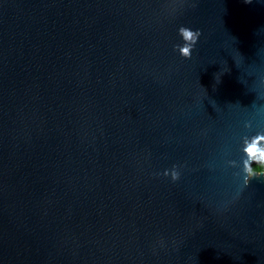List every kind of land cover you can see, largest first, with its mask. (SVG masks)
Listing matches in <instances>:
<instances>
[{"label": "water", "instance_id": "water-1", "mask_svg": "<svg viewBox=\"0 0 264 264\" xmlns=\"http://www.w3.org/2000/svg\"><path fill=\"white\" fill-rule=\"evenodd\" d=\"M257 133L264 0H0V264H264Z\"/></svg>", "mask_w": 264, "mask_h": 264}, {"label": "clouds", "instance_id": "clouds-1", "mask_svg": "<svg viewBox=\"0 0 264 264\" xmlns=\"http://www.w3.org/2000/svg\"><path fill=\"white\" fill-rule=\"evenodd\" d=\"M245 3H252V0H244ZM179 35L183 39V45H178L180 55L186 59H190L192 56V51L197 43L201 33L199 30H192L188 27L181 26L178 29ZM245 154V172L247 179L245 184H247L251 179L257 176H264V134L257 133L255 136L250 137L243 149ZM167 176V172L164 173ZM180 173L177 171H172L171 179L173 181L178 180Z\"/></svg>", "mask_w": 264, "mask_h": 264}]
</instances>
